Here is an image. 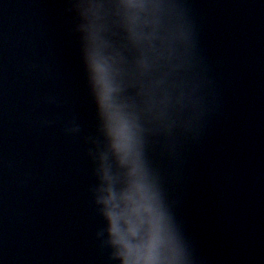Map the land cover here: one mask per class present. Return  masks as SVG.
Masks as SVG:
<instances>
[{
    "label": "water",
    "instance_id": "1",
    "mask_svg": "<svg viewBox=\"0 0 264 264\" xmlns=\"http://www.w3.org/2000/svg\"><path fill=\"white\" fill-rule=\"evenodd\" d=\"M92 2L184 264H264V0H158L160 34L189 39L172 40L170 60L148 54L147 70L119 0ZM80 3L0 0V264H119L95 236L106 140Z\"/></svg>",
    "mask_w": 264,
    "mask_h": 264
},
{
    "label": "clouds",
    "instance_id": "2",
    "mask_svg": "<svg viewBox=\"0 0 264 264\" xmlns=\"http://www.w3.org/2000/svg\"><path fill=\"white\" fill-rule=\"evenodd\" d=\"M77 7L87 21L80 26L84 61L106 140L93 158L95 183L89 187L94 215L103 222L95 233L99 247L110 249L108 259L119 264H184L173 217L144 159L136 110L121 96L120 57L103 36V6L81 0ZM117 8L129 40L141 50L138 66L143 70L150 66L148 54L170 60L172 40L189 39L182 26L175 34H160L158 0H119Z\"/></svg>",
    "mask_w": 264,
    "mask_h": 264
}]
</instances>
